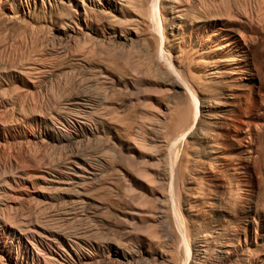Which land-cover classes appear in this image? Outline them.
Returning <instances> with one entry per match:
<instances>
[{
	"label": "bare ground",
	"instance_id": "obj_1",
	"mask_svg": "<svg viewBox=\"0 0 264 264\" xmlns=\"http://www.w3.org/2000/svg\"><path fill=\"white\" fill-rule=\"evenodd\" d=\"M229 22L249 37L264 0H0V150L36 169L0 155V264H264L262 199L236 208V172L211 193Z\"/></svg>",
	"mask_w": 264,
	"mask_h": 264
},
{
	"label": "rangeland",
	"instance_id": "obj_2",
	"mask_svg": "<svg viewBox=\"0 0 264 264\" xmlns=\"http://www.w3.org/2000/svg\"><path fill=\"white\" fill-rule=\"evenodd\" d=\"M24 12L27 14V10ZM25 24L26 20L12 29L6 28L8 31L5 38L14 46L12 48L16 54L25 53L30 47V42L20 37L25 32ZM226 26L222 28V35H233V40L236 39L235 43L237 42L236 44L239 46V59L243 60L237 64L238 73H234L232 79L227 80V84L224 85V93H227L230 99L222 100L223 102L215 107L217 110L215 119L222 125V129L220 128L218 132L227 145L229 144L228 149L222 148L224 153H221L226 159L230 158L232 161H229L232 164L233 160L235 163L232 165L228 160L223 161L220 173L218 171L215 173L219 179L222 178L220 180L216 178V187L211 188L213 189L211 193L217 192L221 196L224 191L226 193L228 189H235L232 182L230 183L232 185L228 186V180L224 176H227V173L230 175L232 172L234 174L236 172L235 176L239 177L241 192L239 195L241 201L239 199L238 202L235 201L236 208L240 210L243 205L242 207H246V211L252 212L259 207L257 205L264 202V196H262L264 195V27L260 29L256 27L255 30H251L249 32L251 38H249L248 35L244 37L245 34L236 22H229ZM238 33H241V37L238 36ZM199 97H207V95L201 93ZM204 113L205 117L201 119L205 120L212 114L207 110ZM11 141V147L9 145L8 150L7 148H5L6 150L1 149L0 155L10 156L19 164H25L23 167L27 173L35 172L36 169L28 164L27 149L16 141ZM234 157L235 159H233ZM260 211L264 213L261 208Z\"/></svg>",
	"mask_w": 264,
	"mask_h": 264
}]
</instances>
